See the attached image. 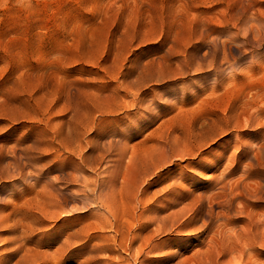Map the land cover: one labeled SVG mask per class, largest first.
<instances>
[{
  "label": "rangeland",
  "instance_id": "obj_1",
  "mask_svg": "<svg viewBox=\"0 0 264 264\" xmlns=\"http://www.w3.org/2000/svg\"><path fill=\"white\" fill-rule=\"evenodd\" d=\"M261 233L264 0H0V264Z\"/></svg>",
  "mask_w": 264,
  "mask_h": 264
},
{
  "label": "bare ground",
  "instance_id": "obj_2",
  "mask_svg": "<svg viewBox=\"0 0 264 264\" xmlns=\"http://www.w3.org/2000/svg\"><path fill=\"white\" fill-rule=\"evenodd\" d=\"M206 224H207V222H206ZM227 237L230 239H233L234 243H232L226 247H223L222 245L215 243L216 245H211L210 248H208L206 250L196 251L193 253V255H191L188 258H185L184 260H181V258H180V261L176 264H264V259L257 257L261 253L250 252L251 247H252L251 244L253 243L254 240H257V238L260 237V234L259 235L258 234H255V235L232 234L229 236H224V238H227ZM261 237L264 238V235L262 234ZM125 238H126V235L121 234V236H120L121 242L120 243H122V241H124ZM133 242L134 241L132 238V239H130V243L127 244V246H126L127 254L131 257L133 256V254H132ZM208 246H209V244H208ZM262 246H264V243L262 244ZM141 252H142L141 249L135 252V255L133 257L135 259V261H137L139 259ZM173 254H175V253H173ZM8 256H10V254Z\"/></svg>",
  "mask_w": 264,
  "mask_h": 264
}]
</instances>
